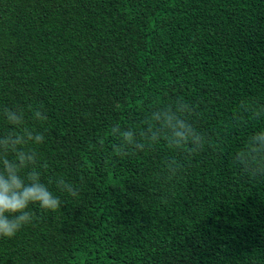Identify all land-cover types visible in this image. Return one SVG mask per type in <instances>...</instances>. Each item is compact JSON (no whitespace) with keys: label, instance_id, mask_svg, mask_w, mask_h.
Instances as JSON below:
<instances>
[{"label":"trees","instance_id":"1","mask_svg":"<svg viewBox=\"0 0 264 264\" xmlns=\"http://www.w3.org/2000/svg\"><path fill=\"white\" fill-rule=\"evenodd\" d=\"M178 100L216 147L176 177L164 141L112 153V126L139 133ZM242 101L264 105V0H0V136L15 129L2 109H22L61 199L29 205L33 221L0 237V264H264V176L234 161L264 118L234 122Z\"/></svg>","mask_w":264,"mask_h":264},{"label":"clouds","instance_id":"2","mask_svg":"<svg viewBox=\"0 0 264 264\" xmlns=\"http://www.w3.org/2000/svg\"><path fill=\"white\" fill-rule=\"evenodd\" d=\"M240 108L241 112L233 117L234 122H239L240 115L245 114L253 119L264 118V105L242 101ZM30 110L33 120L40 123L47 121L42 108ZM2 112L15 129L0 136V237L12 238L33 221L29 205L38 204L45 211L55 212L61 208V199L41 181L38 168L46 169L48 165L46 162L40 164L36 151L30 147L44 142L43 133L25 126L22 109L4 107ZM198 115L196 105L178 100L148 113L139 133L130 128L122 129L116 124L109 133L113 138L112 153L123 158L164 141L174 155L164 161L163 170L169 177H176L183 168L182 160L199 154L206 146L216 147L211 138L192 123V117ZM98 143L103 148L104 138H99ZM9 153L14 154V159L8 158ZM234 161L242 172L253 177L264 176V129L249 138L248 146L236 153ZM25 169L29 170L22 176L21 172ZM55 183L61 192L71 197L79 195L78 189L63 178H58Z\"/></svg>","mask_w":264,"mask_h":264}]
</instances>
